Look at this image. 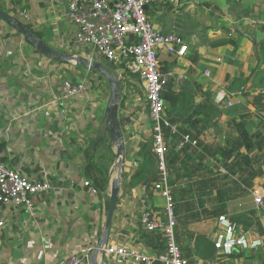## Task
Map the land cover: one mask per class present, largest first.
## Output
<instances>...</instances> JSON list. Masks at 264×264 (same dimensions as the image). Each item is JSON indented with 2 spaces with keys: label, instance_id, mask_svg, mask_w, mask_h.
<instances>
[{
  "label": "crops",
  "instance_id": "obj_1",
  "mask_svg": "<svg viewBox=\"0 0 264 264\" xmlns=\"http://www.w3.org/2000/svg\"><path fill=\"white\" fill-rule=\"evenodd\" d=\"M68 1H17L30 14V20L21 21L57 50L60 58L43 53L15 25L0 21V160L30 178L48 170L55 185L35 197L33 214L23 207L0 208V264H58L73 253L81 254L84 247L106 236L115 187L118 202L105 244L162 256L165 245L142 222L145 211L162 216L165 212L164 198L145 188L158 178L156 157L147 143L152 139L153 146L149 106L140 78L126 70L125 60L111 66L124 87L120 106L132 114L135 128L142 132L140 145H147L125 159L116 158L112 149L113 161H109L104 144L97 161L101 159L108 168V189L93 193L83 183L88 180L94 186L86 170L85 149L99 136L110 144L109 137L102 135L101 123L111 87L95 66L84 62L90 55L102 64L107 59L97 49L73 42L75 27L67 17ZM146 14L158 29L179 34L189 44L184 57L163 51L159 55L163 70L185 75L169 91L178 97V106L185 104V110L176 105L169 112L167 108L174 104L165 99L166 114L178 127L177 133L166 135V147L183 253L189 264H264V245L257 250L236 248L231 254L217 249L208 260L195 252L188 257L198 234L214 243L223 233L220 216L231 219L244 212L260 213L264 207L253 194L257 190L264 199V148L260 150L257 137L260 132L264 135L260 122L264 110L252 104L260 91L253 84L254 74L264 68L259 54L264 41V0L162 2L149 5ZM69 55L80 62L66 59ZM238 78L250 79L230 91L229 85ZM66 79L86 82L85 93L59 100ZM244 121L245 126L238 127ZM245 127L251 143L242 144ZM185 134L198 144L179 147ZM259 169L262 173L248 188L244 179ZM259 216L264 225V216ZM235 223L237 231L258 236L255 230L245 231L243 224ZM92 255L94 264H101L103 252L95 249Z\"/></svg>",
  "mask_w": 264,
  "mask_h": 264
},
{
  "label": "built area",
  "instance_id": "obj_2",
  "mask_svg": "<svg viewBox=\"0 0 264 264\" xmlns=\"http://www.w3.org/2000/svg\"><path fill=\"white\" fill-rule=\"evenodd\" d=\"M11 11L26 20H30L29 11L16 7L10 0H2ZM19 1V0H16ZM168 2L174 5L181 0H69L67 17L75 27L72 40L76 46L87 44L97 49L101 55L113 62L125 60L126 69L137 75L145 92L149 106L153 149L156 155L158 178L152 188L165 200L164 215L152 211L142 214V222L148 231H160L165 240V254L152 256L146 252L125 245H107L104 237L84 247L81 254H71L58 264H91L93 251L99 249L104 257L101 264H189L177 241L175 199L167 161L166 130L177 133L178 127L166 114L164 95L174 82L181 83L185 75L160 66V52L171 56L184 57L189 51L187 40L176 33H166L158 29L146 14L147 7L155 3ZM17 18V17H16ZM131 35L134 36L131 39ZM89 67H93L90 55ZM73 63L80 61L73 59ZM86 82H74L66 79L61 84L59 100H66L85 93ZM232 107L233 102H228ZM186 144L197 145V140L190 135H182L179 147ZM91 192L97 189L88 180L83 182ZM74 185V183H72ZM55 189L51 174L43 170L39 177L30 178L20 168H11L0 161V208L23 207L28 212H35V197L42 196ZM255 202L264 205L262 195L253 190ZM223 233L214 241V247L225 254H231L236 248L257 250L264 245V237L254 236L248 232H238L237 225L226 216L219 217ZM3 225V221H0Z\"/></svg>",
  "mask_w": 264,
  "mask_h": 264
},
{
  "label": "trees",
  "instance_id": "obj_3",
  "mask_svg": "<svg viewBox=\"0 0 264 264\" xmlns=\"http://www.w3.org/2000/svg\"><path fill=\"white\" fill-rule=\"evenodd\" d=\"M1 20H3V19L0 18V21ZM25 25L27 28H30L28 24H25ZM35 35L37 37L39 36L38 33H35ZM259 54L261 55V57L264 61V41L260 45ZM249 79H239L238 78V79L234 80L229 85V90L234 91V90L238 89L240 86H244L245 84H247ZM253 84L255 87L259 88L260 91L258 94H256L253 97L252 104H254L258 110H264V68L254 74ZM169 91H170V89H169ZM169 91L167 93H165L164 99L171 100V102L174 104V105H171L170 107L167 108V110L169 112L173 113L174 107H176V105L178 106V103L180 101L178 100L177 96L173 97L171 95L172 92L169 93ZM178 109L184 111L185 110V104L184 103L180 104L178 106ZM171 121L173 123H175V119L171 118ZM260 122L264 126V118L260 119ZM244 126H245V121L238 125V127H240V128H242ZM169 132H170V130H166V135H168ZM257 137H259V140H260L259 145H260V150H261L264 148V135L260 132L257 134ZM97 140H98V137L93 139L92 144L85 149V156L87 159L86 170H87L88 174L93 178L95 188L98 191H101V190L105 191L108 189V186H109V172H108V168L104 164H102L101 159L97 161V158L99 157L97 154H98V151L100 149L104 148V144L106 146V149L108 150L107 159L109 161H113V153H112L111 145L106 143L103 140L96 146V149H94L95 143L97 142ZM246 141H248V143H251V136L247 133L246 127H245V131H243V136L241 137L240 143L246 144ZM248 147L250 148L251 146H248ZM2 148H3V145L0 144V151ZM233 149H235V148L228 150L230 154L232 153ZM243 160H245V158ZM167 161H168V159H167ZM261 173H262L261 169H259L257 171H253L248 179H246V180L244 179V183L246 184V186L248 188H251L253 185V180L256 178V176H258ZM92 185H93V183H92ZM175 212H176V208H175ZM259 214L264 216V207L261 208L260 213L257 211L244 212L241 214H237V215L233 216L231 219L230 218L229 219L234 223L237 222L238 224H243L242 227L244 228L245 231L255 230L256 231L255 233H257L258 236L264 237V225L261 221V217L259 216ZM219 215H220V213L218 214V216ZM180 222H182V224H183V221L180 220ZM151 232H154L156 234L157 238L161 239V242L163 243V245H165V240L163 238V234L160 231L154 230ZM176 236H177L178 244L180 245L181 249H183L182 248L183 242L181 240L180 231H179V223H177V225H176ZM216 250H217V248L214 247V243L206 235L198 234L196 236L195 246L193 248L189 249L190 252L188 253V257H190L192 255V252H195L196 255L199 256L200 258L208 260V259H212L214 257V252ZM156 264H163V263L158 262Z\"/></svg>",
  "mask_w": 264,
  "mask_h": 264
},
{
  "label": "water",
  "instance_id": "obj_4",
  "mask_svg": "<svg viewBox=\"0 0 264 264\" xmlns=\"http://www.w3.org/2000/svg\"><path fill=\"white\" fill-rule=\"evenodd\" d=\"M0 18L4 21L11 23L17 27L26 37H29L34 41L35 45L41 50L43 53L48 55H56L59 58L62 56L58 53L57 50L48 46L44 41L40 40L34 32L30 31L26 25L20 21L15 16L8 13L0 6ZM134 36L131 35V39ZM74 59L71 55L66 57V59ZM84 62L89 65L90 60L84 59ZM113 65V61L106 60V64L94 62L93 66L97 69V71L102 74L108 81L111 87V95L109 102L107 104V108L104 111L103 122L101 123L102 135L108 136V140H110V144L112 145V149L116 154V158L121 157L125 159L128 155L134 152L137 148L138 152H142V149L145 145H149L150 152L156 157L155 152L153 151L152 139H150L147 143H143L140 145L142 140V132L137 130L134 125V120L132 119V114H127L126 110H122L120 103L122 101V93L124 92V87L122 86V81L118 77L116 71H114L111 66ZM103 139V136H99L97 142L95 143V147L99 144V142ZM118 202V188L115 187L111 200L110 206L107 214V222L104 237V242L107 239L112 219L114 215V211ZM91 264H94V260L92 259Z\"/></svg>",
  "mask_w": 264,
  "mask_h": 264
},
{
  "label": "rangeland",
  "instance_id": "obj_5",
  "mask_svg": "<svg viewBox=\"0 0 264 264\" xmlns=\"http://www.w3.org/2000/svg\"><path fill=\"white\" fill-rule=\"evenodd\" d=\"M9 3H12V4H13L14 6H16V7H19L17 1H15V0H10ZM0 6H1L4 10H6L8 13H10L11 15L17 17L20 21H21V20H22V21H25V20H26V19H24L23 17H20L19 15H17L15 11H11L10 8H9L7 5H5L4 2H3L2 0H0ZM83 47H84V46H81L80 48L82 49Z\"/></svg>",
  "mask_w": 264,
  "mask_h": 264
}]
</instances>
